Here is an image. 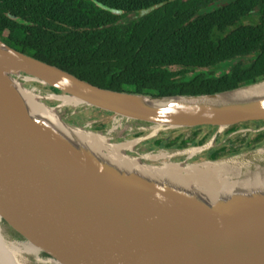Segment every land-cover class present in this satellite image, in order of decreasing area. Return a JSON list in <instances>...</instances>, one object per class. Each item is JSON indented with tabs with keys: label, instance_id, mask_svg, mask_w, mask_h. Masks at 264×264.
Instances as JSON below:
<instances>
[{
	"label": "water",
	"instance_id": "95a60500",
	"mask_svg": "<svg viewBox=\"0 0 264 264\" xmlns=\"http://www.w3.org/2000/svg\"><path fill=\"white\" fill-rule=\"evenodd\" d=\"M14 82L33 90L71 137L27 114ZM22 82L57 92L40 95ZM258 86H264V80L200 95L117 92L89 84L0 40V240L4 247L11 252V247L30 245V254L18 256L24 264H264V189L254 187L264 180V145L214 160L201 156L228 141L216 143L231 127L261 123L264 129V92L247 95ZM234 92L245 95L225 99ZM56 96L77 104H61ZM45 101L57 105L47 106ZM62 106L87 108L100 117L111 115V131L118 121L150 126V133L128 140L135 141L132 150L146 142L149 148L144 154H126L131 150L123 151L124 156L156 174L166 164L224 166L228 171L221 176L226 178L219 181L225 190L207 202L197 196L192 182L186 187L152 181L100 162L77 135L97 134L108 145L121 143L97 133L100 124L86 125L91 129L86 131L64 123L55 113ZM204 126L213 132L201 145L150 148L160 132ZM159 152L171 157L156 162L142 158ZM174 157L180 163L172 162ZM191 158L195 161L188 162Z\"/></svg>",
	"mask_w": 264,
	"mask_h": 264
},
{
	"label": "trees",
	"instance_id": "16d2710c",
	"mask_svg": "<svg viewBox=\"0 0 264 264\" xmlns=\"http://www.w3.org/2000/svg\"><path fill=\"white\" fill-rule=\"evenodd\" d=\"M208 2L0 0V40L89 84L117 92L200 95L264 80V0H227L212 9L206 8ZM245 59L226 73L209 75L208 71ZM199 130L190 139L157 138L150 148L201 145L208 135L196 140ZM227 144L233 145L231 140ZM258 144L224 145L202 157L214 160Z\"/></svg>",
	"mask_w": 264,
	"mask_h": 264
},
{
	"label": "bare ground",
	"instance_id": "6f19581e",
	"mask_svg": "<svg viewBox=\"0 0 264 264\" xmlns=\"http://www.w3.org/2000/svg\"><path fill=\"white\" fill-rule=\"evenodd\" d=\"M24 80H29L25 78ZM15 88L21 99L24 109L30 116L35 118L46 120L51 123L58 131L63 133L65 136L70 138L71 136L67 132L68 130L53 116L52 110L45 109V106L38 102L39 97L35 96L33 90H25L20 87L17 83L14 82ZM264 92V86H258L250 90L247 95L254 93ZM242 92H234L230 95H226L227 98L231 99L233 97H244ZM55 99L59 100L61 104L76 106V102L70 98L56 96ZM70 136V137H69ZM86 136V137H84ZM77 135L76 138L83 142L88 149L95 154L100 162L109 165L110 167L118 170L125 171L128 173L136 172V176L146 177L152 181H167L172 185L176 186H186L189 182H192L195 185V189L198 192L197 196L199 198H205L207 202H211L216 198L222 195V192L225 190V185L223 182L219 181L221 178H226L221 176L226 174L228 171L224 166H218L210 163H202L199 165H187L186 167L181 168L176 164H166L163 167L161 172L153 173L149 168L144 169L137 164H139L135 159L126 157L122 154L123 151H131L132 146L135 141H127L121 144L108 145L105 139L97 134H88V135ZM104 150L105 154L98 153L99 151ZM96 151V152H95ZM179 154V153H178ZM185 156H190V153H184ZM171 157L169 153L159 152L155 155L147 154L142 158L156 162L159 160H165ZM165 179V180H164ZM224 181V179H222ZM251 181L246 183L249 187ZM255 188L264 189V180L261 183H255ZM5 243L0 240V264H24L25 260L21 263L18 262V256L21 252L31 253L32 248L30 245H21L19 248L15 249L11 247V252H8L7 248L4 247ZM14 250V251H12ZM26 264V263H25ZM57 264V263H53Z\"/></svg>",
	"mask_w": 264,
	"mask_h": 264
},
{
	"label": "rangeland",
	"instance_id": "374dc122",
	"mask_svg": "<svg viewBox=\"0 0 264 264\" xmlns=\"http://www.w3.org/2000/svg\"><path fill=\"white\" fill-rule=\"evenodd\" d=\"M225 1L227 0H209L208 5H206V8L212 9L214 7L221 5ZM247 61L248 60L246 59L243 61L234 60L226 64V66L221 69H217L214 71L212 70L208 72L211 73L209 75L213 77H217L223 73L228 72L234 64L238 62L239 63L241 62L240 64H243V63H246ZM170 70L174 71V69H170ZM196 72H198V70L195 72H187L184 75V77H180V78H185V77L189 78L192 75V73H196ZM21 85H23L24 88H28V89H30V87H33V89H36L37 93H39L40 95H45L48 92H50V89H48L47 87L40 86L38 84L22 82ZM44 103L45 105L52 106V107L57 105V103L54 101H45ZM55 113L64 123L66 124L71 123L72 125H75L82 130L91 131V129L87 128L86 125H94V124H96L97 126H99V124L102 125L100 130L97 131V133L108 135L110 139L109 141L112 143H122L128 140H134L136 137L138 138V137H141L151 132L150 126H147L145 124H141L138 122H127L126 123V122H120V121L112 125V131H111V121H112L111 115H103L102 117H100L99 115H96L95 111L87 109V108L81 109L80 107L71 108L69 106H62V107H59V109H57ZM93 121L97 123H93ZM234 129L235 130L233 133L231 132L229 134H225L226 132H224L223 134H221L220 137L217 139L216 143H219V142L222 143V141L228 139L232 141L235 147H243L247 143L254 144L256 141L264 145V134L262 137H255V135L258 134L259 132L256 134H252L253 130L263 129V126L261 123L260 124L258 123L246 124L243 126L238 125V126H234ZM138 131H142V132L137 133ZM193 131L194 130H181V131L173 132V131L168 130V131L160 132L158 138H175L177 136H181L183 139H190L192 138L194 134ZM262 133H264V129L262 130ZM211 134H212L211 129L210 130L206 129L205 126L200 127V130L199 132H197L195 139L198 140L201 137L208 135L203 142L205 143L209 140V138L211 137ZM189 145L190 143L188 142L186 146H189ZM148 148L149 147L146 142L138 143L135 147H133L132 152H126V154L130 156L142 155ZM203 154L205 153H202L201 156H203ZM224 156H221V157H224ZM171 161L175 163H180L181 159L174 157L171 159ZM187 161L188 162L195 161V158H191Z\"/></svg>",
	"mask_w": 264,
	"mask_h": 264
},
{
	"label": "flooded vegetation",
	"instance_id": "af4514ba",
	"mask_svg": "<svg viewBox=\"0 0 264 264\" xmlns=\"http://www.w3.org/2000/svg\"><path fill=\"white\" fill-rule=\"evenodd\" d=\"M259 133H262V131L259 132ZM259 133H258V134H259ZM255 134H256V133H255ZM256 135H257V134H256ZM256 135H255V136H256ZM224 145H228L229 147H235V146H233V145L231 146L230 144H227V141H226L222 146H224ZM222 146H221V147H222ZM237 148H239V147H237Z\"/></svg>",
	"mask_w": 264,
	"mask_h": 264
}]
</instances>
